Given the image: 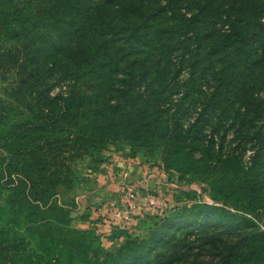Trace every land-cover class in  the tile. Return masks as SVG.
<instances>
[{"label":"trees","instance_id":"1","mask_svg":"<svg viewBox=\"0 0 264 264\" xmlns=\"http://www.w3.org/2000/svg\"><path fill=\"white\" fill-rule=\"evenodd\" d=\"M96 1L0 0V42L10 43L0 72L17 70L9 102L0 97V264H189L198 249L209 264H264V0H193L189 15L175 0ZM174 52L181 81L161 68ZM53 72L66 92L42 87ZM187 101L197 105L188 120ZM227 118L241 145L223 152ZM118 144L157 152L166 171L206 184L212 203L181 191L112 249L55 202L36 203L72 189Z\"/></svg>","mask_w":264,"mask_h":264},{"label":"rangeland","instance_id":"2","mask_svg":"<svg viewBox=\"0 0 264 264\" xmlns=\"http://www.w3.org/2000/svg\"><path fill=\"white\" fill-rule=\"evenodd\" d=\"M17 0H14V2ZM96 1V0H95ZM99 1V0H97ZM96 1V2H97ZM164 2L165 0H160ZM215 3V2H214ZM175 4L180 6V12L189 15L196 11L193 0H175ZM224 5V4H222ZM214 17V16H213ZM208 27L215 30H222L221 22L211 21ZM214 25V26H213ZM211 28V29H212ZM1 45L9 47L10 43L1 41ZM179 54V51L177 52ZM178 56L174 52L172 58L163 59L161 68L171 77L178 69L180 75L178 81L186 76L185 64L179 63ZM177 71V73L179 72ZM17 70L7 68L0 72V97L6 102L9 98L6 92L15 85ZM58 72L47 73L43 80V86L48 89L50 95L64 93L70 88L67 81L57 79ZM174 79V78H173ZM173 84V80H170ZM209 85H215L212 78L208 80ZM176 85L170 86L175 89ZM179 93H174L172 97H177ZM262 106L264 107V87L259 93ZM188 111L187 120L195 116L197 105L187 101ZM232 112L228 115L233 114ZM235 110V109H234ZM186 120V121H187ZM227 122L222 126L217 134L216 141L222 144L223 152L231 151L236 146L240 148L239 139H235L231 128ZM226 129V132H225ZM249 145V143H248ZM4 155L0 148V156ZM250 152L244 150L242 155L243 162L249 160ZM101 158L100 161L98 159ZM83 164H77L82 166ZM4 167V164H3ZM3 167L1 170L4 172ZM83 178L75 184L72 189L57 194L49 200L39 199L42 208L49 204L56 203L67 210L70 218V225L80 228L94 227L100 233L106 249H112L119 245L123 240V234L127 233L134 236H141L152 226L158 218L166 214L169 207H172L181 194V191L193 190L197 192V199L212 203L208 195V186L198 182L188 183L180 180L173 171H166L157 152L137 150L133 151L127 144L110 145L99 157L90 162V168L83 173ZM14 181L18 178L11 176ZM6 177L0 181V216L9 213V205L6 203L8 188L5 186ZM132 187L136 198L131 201L134 206L131 208L125 198V189ZM148 196L154 202L151 204L143 197ZM156 197H158L156 200ZM45 201V202H44ZM117 238H114V235ZM198 255L191 258L189 264H209L211 257L207 251H195ZM183 264V263H175Z\"/></svg>","mask_w":264,"mask_h":264},{"label":"built area","instance_id":"3","mask_svg":"<svg viewBox=\"0 0 264 264\" xmlns=\"http://www.w3.org/2000/svg\"><path fill=\"white\" fill-rule=\"evenodd\" d=\"M125 198L127 200V203H129L128 205L133 208L134 206L132 205L131 201H133L136 196H135V192L133 191L132 187L130 186H127L126 189H125ZM145 200H147L149 203H153L154 201L152 199H150V197L148 196H144L143 197ZM158 197H156V200Z\"/></svg>","mask_w":264,"mask_h":264}]
</instances>
